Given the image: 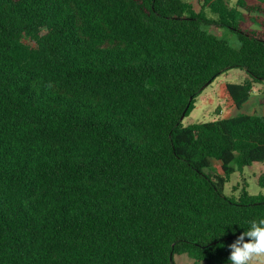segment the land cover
Here are the masks:
<instances>
[{"label": "trees", "instance_id": "16d2710c", "mask_svg": "<svg viewBox=\"0 0 264 264\" xmlns=\"http://www.w3.org/2000/svg\"><path fill=\"white\" fill-rule=\"evenodd\" d=\"M199 4L0 0V264H229L264 218V195H225L264 164V115L180 119L228 70L248 80L226 112L264 83V0Z\"/></svg>", "mask_w": 264, "mask_h": 264}, {"label": "rangeland", "instance_id": "374dc122", "mask_svg": "<svg viewBox=\"0 0 264 264\" xmlns=\"http://www.w3.org/2000/svg\"><path fill=\"white\" fill-rule=\"evenodd\" d=\"M192 3L197 11H200V0H185ZM199 1V2H198ZM236 3L238 0H231ZM209 19H214V16L208 14ZM210 31L216 36L223 37L230 42L232 37L226 30L213 25ZM233 46H237L236 42H232ZM248 80V74L242 69L228 70L213 80L207 87H205L195 102V109L191 115L185 118L182 123L185 127L195 124L208 123L216 121L223 117L226 113L229 117L238 116L241 112L248 115H264V83L255 84L250 100L243 106L241 110H234L226 112L225 101L219 97L220 87L224 84H243ZM219 112V114H218ZM220 162L212 160L213 168H218ZM236 172L230 176L229 182L225 187L226 196L238 197L244 186L251 195H264V189L258 185L259 176L264 173V164H253L251 167H245L238 170L234 167ZM176 264H194V261L188 256H177L175 258Z\"/></svg>", "mask_w": 264, "mask_h": 264}, {"label": "clouds", "instance_id": "9594fccd", "mask_svg": "<svg viewBox=\"0 0 264 264\" xmlns=\"http://www.w3.org/2000/svg\"><path fill=\"white\" fill-rule=\"evenodd\" d=\"M228 247L229 264H264V218L250 220L247 229Z\"/></svg>", "mask_w": 264, "mask_h": 264}, {"label": "water", "instance_id": "95a60500", "mask_svg": "<svg viewBox=\"0 0 264 264\" xmlns=\"http://www.w3.org/2000/svg\"><path fill=\"white\" fill-rule=\"evenodd\" d=\"M209 84H210V82H209L205 87H207ZM205 87H203L202 90H203ZM191 101H192V99H191ZM188 108H189V106L187 107V109H188ZM185 115H186V110H185V112L183 113V115H182V117H181V119H180V122H182V121L185 119Z\"/></svg>", "mask_w": 264, "mask_h": 264}]
</instances>
